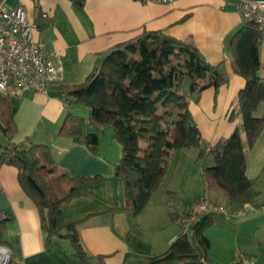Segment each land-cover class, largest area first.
I'll use <instances>...</instances> for the list:
<instances>
[{
  "label": "crops",
  "instance_id": "1",
  "mask_svg": "<svg viewBox=\"0 0 264 264\" xmlns=\"http://www.w3.org/2000/svg\"><path fill=\"white\" fill-rule=\"evenodd\" d=\"M237 1L176 0L173 4H163L140 0H85L80 6L73 0H18L17 4L25 7L29 20L35 24V37L42 39L47 47L60 51L65 76L61 86L65 87L83 83L109 48L146 29L164 30L192 41L209 62L220 66L226 77L217 93L212 87L201 93L189 92L190 96L185 91L202 138L212 145L237 127L241 128L243 123L238 95L246 79L237 72L231 38L247 21L238 13ZM259 51V75L264 78V36ZM54 92L53 89L48 93L23 91L11 97L18 128L15 140L29 139L49 145L58 165L72 176L102 177L100 183L89 187V192L71 197L63 209L66 219L80 221L78 232L84 249L101 256L104 264H153L172 250L182 255L195 253L192 229L185 231L178 219L171 218V202L164 189L156 190L138 214L126 208L125 186L115 172L122 147L112 126L101 127L87 121V131L99 134L98 153L60 135L68 112L88 118L89 109L79 104L69 105ZM201 103L206 117L201 114L199 117L204 128L192 110ZM256 114L264 116V101ZM244 136L242 134L245 173L259 197L250 203H229V215H217L222 220V224H218L222 247L219 258L212 254L216 233L206 229L210 240L209 257L215 264L229 262L234 257L230 247L233 231L238 244L255 258V264H264V126L252 145ZM192 148L175 150L170 163L184 156L197 160L199 149ZM204 156L207 164L199 168L169 163L166 187L180 196L183 211L206 191L213 200L227 202L224 194L207 187L202 172L215 163V158L209 151ZM0 183L3 187L0 209L8 216L0 223V239L10 248V264H84L73 255L68 240L54 239L48 247L45 245L39 209L21 188L14 166L0 165Z\"/></svg>",
  "mask_w": 264,
  "mask_h": 264
},
{
  "label": "trees",
  "instance_id": "2",
  "mask_svg": "<svg viewBox=\"0 0 264 264\" xmlns=\"http://www.w3.org/2000/svg\"><path fill=\"white\" fill-rule=\"evenodd\" d=\"M73 1L80 6L85 2ZM246 21L232 36L231 45L237 72L246 79L238 104L242 129L252 145L264 126V116L256 114L264 101V78L259 75L263 34L252 21ZM186 78H190L191 93H201L210 87L217 93L226 81L220 66L209 62L192 41L164 30L146 29L109 48L83 83L71 87L57 83L51 87L69 105L89 109L88 118L68 112L61 136L98 153L99 134L87 131V121L113 127L122 147L115 172L125 186L126 208L135 214L159 189H164L170 199L173 220L187 211L180 209L181 198L166 187L165 179L174 151L192 147L199 149V159L207 151L215 158V163L202 172L211 191L224 194L228 203L237 205L254 202L259 197L245 173L241 128L212 145L205 143L183 88ZM17 130L11 97L0 92V165L17 169L21 188L39 209L45 245L48 247L54 239L68 240L73 255L84 264H104L101 256L84 249L78 232L80 221L68 220L63 215L71 197L89 192V187L100 183L102 177L72 176L58 165L49 145L29 139L16 141ZM217 215L208 213L192 227L195 253L182 255L172 250L153 264H215L209 257L210 240L205 231L211 225L222 224Z\"/></svg>",
  "mask_w": 264,
  "mask_h": 264
},
{
  "label": "built area",
  "instance_id": "3",
  "mask_svg": "<svg viewBox=\"0 0 264 264\" xmlns=\"http://www.w3.org/2000/svg\"><path fill=\"white\" fill-rule=\"evenodd\" d=\"M140 1L173 4L176 0ZM7 2L0 0V92L10 97L23 91L48 93L52 85L64 82L62 55L35 37V24L29 20L22 4L10 7ZM236 9L244 19L252 21L264 36V0H238ZM2 189L0 183V192ZM208 213L228 216L229 204L214 201L206 191L179 216L178 221L185 231H189ZM7 217V213L0 209V223ZM11 260L10 248L0 244V264H10ZM234 264H255V259L238 255Z\"/></svg>",
  "mask_w": 264,
  "mask_h": 264
},
{
  "label": "rangeland",
  "instance_id": "4",
  "mask_svg": "<svg viewBox=\"0 0 264 264\" xmlns=\"http://www.w3.org/2000/svg\"><path fill=\"white\" fill-rule=\"evenodd\" d=\"M18 3V0H9L8 1V5L9 6H16ZM189 86H190V78H186L185 82H184V85H183V88L185 91H187V93H189ZM191 94L189 93L188 96H190ZM190 98V97H189ZM192 100V98L190 99ZM193 103H196L195 101H192ZM203 106V103H201L200 106H197V105H194L193 107V111L195 113V117L196 119L198 120V122L203 126H205V124L202 122V119H200V115L201 114L203 117L206 115L204 114L203 112V108L201 107ZM202 118V117H201ZM205 119V118H204ZM241 132L243 134V137L245 138L244 136V130L242 129L241 127ZM195 147H193L192 149H194ZM206 160H205V156L202 157V159H197V160H194L193 157H190V156H184L181 160L180 159H176V160H173L172 163H170V165H197L198 168L202 165H206ZM214 201H217V200H214ZM229 204V203H228ZM207 230L211 233H216L213 235V240H214V250L212 251V254H214L216 257H220L221 256V230H220V227L218 225H211L209 227H207ZM240 240V239H239ZM230 247H231V252L234 254V257H232V259L228 262L227 260H223L225 261V263H230V264H234V259L236 256L238 255H247V256H250L245 250H243L242 246L240 244H238V241H237V237H236V234L235 232L233 231V234H232V238L230 240ZM252 257V256H250ZM255 259V258H254ZM223 263V264H225Z\"/></svg>",
  "mask_w": 264,
  "mask_h": 264
}]
</instances>
